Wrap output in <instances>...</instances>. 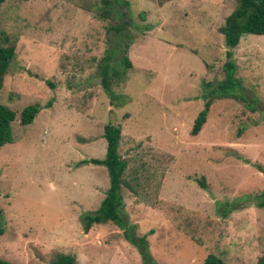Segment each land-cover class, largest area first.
<instances>
[{"label":"rangeland","instance_id":"rangeland-1","mask_svg":"<svg viewBox=\"0 0 264 264\" xmlns=\"http://www.w3.org/2000/svg\"><path fill=\"white\" fill-rule=\"evenodd\" d=\"M238 0H7L0 32L16 56L0 103L16 112L0 147V258L53 264H229L264 256V35L234 49L241 97L215 98L226 77L219 28ZM127 53L132 67L125 71ZM109 62L114 96L103 84ZM42 108L28 124L23 109ZM107 124L122 126L123 225L94 224L110 186ZM259 166L262 168L260 170ZM204 181L206 186L201 182ZM227 210V211H226ZM145 236L143 262L125 233Z\"/></svg>","mask_w":264,"mask_h":264},{"label":"trees","instance_id":"trees-1","mask_svg":"<svg viewBox=\"0 0 264 264\" xmlns=\"http://www.w3.org/2000/svg\"><path fill=\"white\" fill-rule=\"evenodd\" d=\"M6 1L7 0H0V10ZM219 30L224 34L227 46L226 55L228 60L225 63L226 77L210 90L209 97H205L204 107L194 121L191 130L192 135H197L207 122L208 113L215 98L241 97L242 99H245L238 92H236L241 86V82L236 77L238 66L235 61L232 60V56L234 55V49L240 43L243 35H264V0H238L237 7L227 16L225 23L219 28ZM9 42V36L0 32V87H2L4 77L8 73L10 64L16 56V48ZM123 63L125 65L124 73H126L127 69L132 67V63L127 53L123 57ZM109 66V62H106L103 65V84L111 96H114L111 84L112 74L108 71ZM41 108L42 106L40 103H34L26 106L21 113V123H31ZM15 118L16 112L9 106L0 103V147L13 142L11 134L12 122ZM104 137L107 140V151L105 157L83 159L80 161V165L92 163L105 166L110 177V186L99 209L93 212V214L88 213L83 216V221L85 223L84 227L87 232L94 224H102L109 221L123 225L122 186L126 184L124 174L127 168V161L123 159L119 153V146L122 138V126L119 124H107L104 128ZM259 168L262 171L260 166ZM201 184L206 186L204 181H202ZM257 204L264 206V194H262ZM1 234L2 227H0V235ZM125 234L132 243L139 247L144 259L143 262L151 260L153 263H156V259L152 256V254H150L148 241L145 236L135 237L129 235L127 232ZM52 263L76 264V258L71 254L62 253ZM0 264L15 263L0 258ZM202 264L229 263L224 261L220 256L214 253H209ZM257 264H264V256L261 257Z\"/></svg>","mask_w":264,"mask_h":264}]
</instances>
